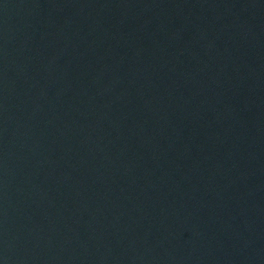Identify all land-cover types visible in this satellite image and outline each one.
Instances as JSON below:
<instances>
[{"label":"water","instance_id":"water-1","mask_svg":"<svg viewBox=\"0 0 264 264\" xmlns=\"http://www.w3.org/2000/svg\"><path fill=\"white\" fill-rule=\"evenodd\" d=\"M0 264H264V0H0Z\"/></svg>","mask_w":264,"mask_h":264}]
</instances>
